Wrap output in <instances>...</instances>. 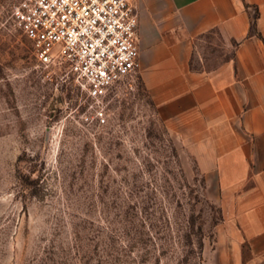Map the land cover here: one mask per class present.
<instances>
[{
	"label": "rangeland",
	"instance_id": "374dc122",
	"mask_svg": "<svg viewBox=\"0 0 264 264\" xmlns=\"http://www.w3.org/2000/svg\"><path fill=\"white\" fill-rule=\"evenodd\" d=\"M0 0V264H205L226 223L215 190L138 77L101 104L34 77Z\"/></svg>",
	"mask_w": 264,
	"mask_h": 264
},
{
	"label": "crops",
	"instance_id": "0c3cea01",
	"mask_svg": "<svg viewBox=\"0 0 264 264\" xmlns=\"http://www.w3.org/2000/svg\"><path fill=\"white\" fill-rule=\"evenodd\" d=\"M137 77L226 213L205 264H264V0H127Z\"/></svg>",
	"mask_w": 264,
	"mask_h": 264
},
{
	"label": "built area",
	"instance_id": "2783aa9c",
	"mask_svg": "<svg viewBox=\"0 0 264 264\" xmlns=\"http://www.w3.org/2000/svg\"><path fill=\"white\" fill-rule=\"evenodd\" d=\"M10 21L32 45L35 79L71 81L100 122L103 101L137 77L138 17L127 0H21Z\"/></svg>",
	"mask_w": 264,
	"mask_h": 264
}]
</instances>
